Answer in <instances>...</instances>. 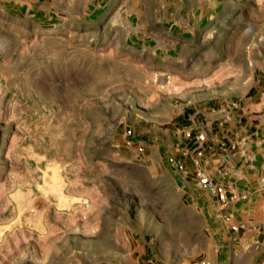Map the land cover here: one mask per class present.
Segmentation results:
<instances>
[{
	"label": "rangeland",
	"instance_id": "1",
	"mask_svg": "<svg viewBox=\"0 0 264 264\" xmlns=\"http://www.w3.org/2000/svg\"><path fill=\"white\" fill-rule=\"evenodd\" d=\"M177 4L0 0V264L219 258L165 157L204 103L264 117V0Z\"/></svg>",
	"mask_w": 264,
	"mask_h": 264
},
{
	"label": "crops",
	"instance_id": "2",
	"mask_svg": "<svg viewBox=\"0 0 264 264\" xmlns=\"http://www.w3.org/2000/svg\"><path fill=\"white\" fill-rule=\"evenodd\" d=\"M227 1L177 0V11H186L188 18L194 19L199 11H219ZM226 108L215 114L213 106L200 105L188 116L191 123L185 129H190L193 135L204 134L201 167L213 181L222 184L229 195L235 196L234 199L220 205L207 193L188 185L182 193L185 199L195 202L193 206L200 213L204 212V219H212L210 230L217 232L220 238L219 258H212L211 264H264V202L261 201L264 199L261 186L264 180V117L250 114L246 123L245 108L240 109L238 105L233 108L226 105ZM200 117L205 119L206 126L201 124ZM245 192L250 195L240 199ZM231 225L237 229L234 233L229 229Z\"/></svg>",
	"mask_w": 264,
	"mask_h": 264
},
{
	"label": "built area",
	"instance_id": "3",
	"mask_svg": "<svg viewBox=\"0 0 264 264\" xmlns=\"http://www.w3.org/2000/svg\"><path fill=\"white\" fill-rule=\"evenodd\" d=\"M236 104H230V107H235ZM126 138L131 137L130 129L124 131ZM182 138L186 142V148L179 151L177 155H166L165 163L169 169L175 172L178 176V188L184 190L188 185L194 190H199L207 193L218 204L225 205L230 199H234L235 196L229 195L222 184L216 183L212 180L201 167L200 160L203 154L202 145L205 142V136L203 133L192 134L190 129H184L182 131ZM132 143V142H131ZM126 145H130L125 142ZM133 148L134 160L139 161L140 156L143 153L142 145L135 143ZM252 159L249 158V161ZM261 186L264 188V180L261 181ZM250 193L245 192L239 198L245 199ZM229 229L234 233L237 229L234 225L229 226ZM257 246V244H255ZM188 264H208L204 259L191 260Z\"/></svg>",
	"mask_w": 264,
	"mask_h": 264
}]
</instances>
